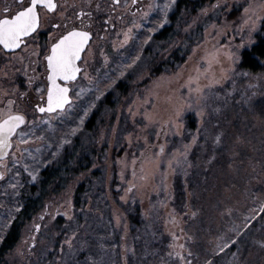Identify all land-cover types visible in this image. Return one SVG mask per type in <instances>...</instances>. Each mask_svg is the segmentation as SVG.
<instances>
[{
    "label": "rangeland",
    "instance_id": "374dc122",
    "mask_svg": "<svg viewBox=\"0 0 264 264\" xmlns=\"http://www.w3.org/2000/svg\"><path fill=\"white\" fill-rule=\"evenodd\" d=\"M177 1L136 0L134 8L129 0V8L121 10L114 0H68L93 10L106 3L126 15L89 47L84 71L72 83V102L63 111L41 114L35 108L40 95H13L12 77L0 81V117L9 109L25 116L10 138L12 147L0 157V244L43 169L76 153L65 180L52 182L42 208L25 223L6 264H76L80 241L88 248V236L95 235L104 217L97 211L90 215V198L87 213L77 211L75 194L98 170L120 234L122 264L134 252L132 228L122 210L130 202L140 204L148 239L166 240L158 264H264V191L255 190H264L256 157L262 124L253 111L264 99V71L253 74L239 67L243 51L264 35V0H213L196 15L182 13L174 38L154 42L153 36L170 24ZM6 5L17 10L15 0H0V18ZM52 14L41 10L42 28L53 21ZM207 20L212 22L186 61L153 76V68ZM25 52L15 55L16 62ZM10 72L18 73L12 66ZM237 126L241 131L234 133ZM224 147L230 163L217 168L214 159L223 158ZM84 149L93 163L81 171ZM233 176L238 187L225 188ZM179 183L185 195L180 208ZM68 239L74 240L71 251Z\"/></svg>",
    "mask_w": 264,
    "mask_h": 264
},
{
    "label": "trees",
    "instance_id": "16d2710c",
    "mask_svg": "<svg viewBox=\"0 0 264 264\" xmlns=\"http://www.w3.org/2000/svg\"><path fill=\"white\" fill-rule=\"evenodd\" d=\"M211 1L213 0H178L175 11L173 12V15L170 19V24L155 34L153 36V41L162 43L174 38L179 30L177 28V23L182 13L196 15L207 3ZM211 22V20H207L202 25H198L196 29L188 34L184 40V43L173 50L172 54L167 60L157 64L153 68V76H159L163 73H168L178 69L186 61L189 53L191 52V48L196 43L202 41L204 30ZM239 67L253 74H259L264 71V35L258 36L256 44L251 49L243 51ZM253 111L255 112L256 116L260 118V123L262 124V130L259 133L256 132V136L258 137L257 139L261 143V146L256 149V153H258L256 157L257 162L261 165L260 174L263 177L264 148L262 147V142H264V99L254 104ZM89 124H93V122H89ZM189 126L191 129L195 128V124L193 122H189ZM240 126L233 127L234 133H239L241 131ZM247 127H249V125H247ZM88 128L90 129V126ZM233 141L234 140H232L231 143ZM83 146L84 144L81 147ZM221 151L224 152L223 158L214 159L217 168L227 165L228 162L230 163V161L227 159L229 154L225 151V147ZM75 154L76 153H74L73 156H66L61 163L52 165L48 164V166L43 169L40 174L39 183L32 185L29 192L26 194L25 199H22L17 215L1 241L0 264H6L5 257L18 244L25 223L30 221L35 213L42 208L45 197L47 194H49V186L52 184V182L56 179H61L60 181L65 180L64 176L74 163L73 157ZM51 158L52 157L48 159ZM81 158L82 159H79V165L81 167H79L78 170L83 171L91 166L93 160L90 158L89 151L87 150L82 153ZM237 179L238 178L235 176L229 178L225 184V188H237V181L239 180ZM262 180L264 181V179ZM101 181H104V174L101 170L95 171L92 174V178L82 183L76 190L74 207L77 211H81L86 214V201H88L90 198L93 204L90 215L94 216V211H97L104 217L103 222L101 223L102 226H96V228H98V230L95 231L96 236H88L87 240H89V247H84V241H80V253L76 258V264H84L86 258H89L88 264H100V262L104 263V259H106L104 264H122L120 255V234L117 233V230L112 223V205L104 196L105 191ZM96 183H101L100 189L95 188ZM181 189L182 187L180 184L177 189V195L180 199V202L178 200V203H176L178 208H180V205L183 202L182 200H184L185 197ZM256 189H261V192L264 191L263 188L259 186H255V190ZM258 201L259 198L256 199V196H254L252 199L253 204L257 205L256 203H258ZM122 210L125 213L132 228L130 237L134 247V252L130 253L128 256L127 264H158L160 261H163L162 258L164 250L166 249V240L162 239V237H160L159 240L158 236L155 238V241H150L148 239V231L146 230L142 217L140 204L138 202H130L125 206L123 205ZM106 217L108 220L105 219ZM78 221L80 223L84 221L81 215ZM88 229L89 228L87 227V230ZM80 231L81 234H83L84 229H80ZM93 241H96V243Z\"/></svg>",
    "mask_w": 264,
    "mask_h": 264
},
{
    "label": "snow or ice",
    "instance_id": "6c2138e0",
    "mask_svg": "<svg viewBox=\"0 0 264 264\" xmlns=\"http://www.w3.org/2000/svg\"><path fill=\"white\" fill-rule=\"evenodd\" d=\"M17 10H13L9 6L3 8V16L0 18V46L3 49L14 50L20 48L21 45L26 46V37H33V34L38 32L41 27L42 16L38 8L44 5L48 9H55L57 5L54 0H30L25 4V0H15ZM120 0H116L119 3ZM174 2V0H173ZM167 7V6H166ZM248 11V9H245ZM83 11L80 16H84ZM55 28L60 25L53 24ZM92 37V32L84 31L73 27L71 30L60 35L54 43H51L50 54L46 57L47 60V79L50 81V86L47 89V108L39 107L40 112H53L56 109H61L69 101V88L66 85L58 83L62 78L64 81L75 80L81 69L78 61H81L82 53L85 52L86 46ZM127 38V37H126ZM197 91H200L198 88ZM9 104L13 102L8 101ZM6 117V118H5ZM5 117H0V155H6V150L12 147L11 137L16 132L17 128L25 123V116L19 113H13L9 109L5 113ZM219 141L220 137H216ZM196 137H193L195 142ZM163 152L164 148L161 147ZM171 167V163L169 164ZM3 173H0L2 176ZM40 225H36L39 229ZM72 237H77V232H72ZM68 250L71 251L74 247V240H67ZM87 246V241H84V247ZM63 251V248L61 249ZM223 251V248L221 249ZM179 255V253L177 254ZM88 259H85L84 264H88Z\"/></svg>",
    "mask_w": 264,
    "mask_h": 264
},
{
    "label": "flooded vegetation",
    "instance_id": "af4514ba",
    "mask_svg": "<svg viewBox=\"0 0 264 264\" xmlns=\"http://www.w3.org/2000/svg\"><path fill=\"white\" fill-rule=\"evenodd\" d=\"M63 1L64 0H56L57 7L54 11H51L53 12V21L51 20V23L43 26V28L41 24L38 32L33 34V37H26V46L21 45L20 48L12 51L3 49V47L0 46V81L12 77V83L9 84L10 86L8 88L13 95L19 94L22 97H27V93L29 97L40 95V103L35 104V108L38 112L39 107H44L46 105L47 89L50 86V81L47 79L48 70L46 57L50 54L51 43H54L60 35L71 30L73 27L92 32L89 44L82 54L81 61L78 63L81 69L80 75L69 83H64L61 81V78L59 79V82L69 87L72 97V83L79 80L84 71L85 67L82 64L89 47L93 42L105 38L103 36L105 31L102 32L104 29L107 30L106 32L109 31V27L111 30H114L116 22H123L124 16L126 15L125 12L119 13V10L109 8L110 5L106 3H100L99 7H94L93 10V8L89 9L86 3L78 8L75 2L69 3L68 0L67 2ZM114 1L115 4L121 7V10L129 8V0H120L119 3H116V0ZM65 4H67V7L63 8L62 5ZM132 7H136V0H132ZM41 10L46 9L39 7L38 11H40V13ZM81 11L85 13L84 16H80ZM53 24H58L60 27L55 28L52 26ZM28 46H31V48L29 49ZM23 48H26V55L16 62L15 55L23 50ZM11 66L18 72L13 76L10 74ZM26 91L27 93L25 94ZM41 95H44L45 98Z\"/></svg>",
    "mask_w": 264,
    "mask_h": 264
},
{
    "label": "water",
    "instance_id": "95a60500",
    "mask_svg": "<svg viewBox=\"0 0 264 264\" xmlns=\"http://www.w3.org/2000/svg\"><path fill=\"white\" fill-rule=\"evenodd\" d=\"M54 3L57 5V3H56V0H54ZM39 7H43V8H45L46 10H48V11H54L55 9H48V8H46L44 5H40ZM87 47V46H86ZM18 49V48H17ZM14 50H16V49H14ZM9 51H12V50H9ZM83 54V53H82ZM82 58V57H81ZM77 63H79V61L77 62ZM80 75V73H78L77 74V77ZM76 77V78H77ZM61 81H63L64 83H69V82H71V81H64L62 78H61ZM73 81V80H72ZM51 83V82H50ZM58 83H61V82H59V80H58ZM62 84V83H61ZM68 87V86H67ZM69 88V87H68ZM68 96H69V101H68V103H66L65 104V106L63 107V108H61V109H56V110H54L53 112H47V111H45V112H40L39 111V113H41V114H43V113H56V112H59V111H63V110H65L67 107H68V105H70L71 104V102H72V97H71V95H70V89H69V92H68ZM44 108L46 109L47 108V96H46V105L44 106Z\"/></svg>",
    "mask_w": 264,
    "mask_h": 264
},
{
    "label": "bare ground",
    "instance_id": "6f19581e",
    "mask_svg": "<svg viewBox=\"0 0 264 264\" xmlns=\"http://www.w3.org/2000/svg\"><path fill=\"white\" fill-rule=\"evenodd\" d=\"M8 150V149H7ZM7 150H6V152H7ZM3 155H0V157H2Z\"/></svg>",
    "mask_w": 264,
    "mask_h": 264
}]
</instances>
